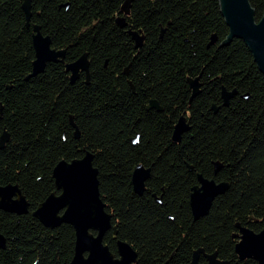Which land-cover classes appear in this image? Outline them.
<instances>
[{
    "label": "trees",
    "instance_id": "obj_1",
    "mask_svg": "<svg viewBox=\"0 0 264 264\" xmlns=\"http://www.w3.org/2000/svg\"><path fill=\"white\" fill-rule=\"evenodd\" d=\"M24 1L0 0V143L10 139L0 145V187L18 186L30 209L0 210V264H71L74 228L48 229L34 212L56 192L55 167L86 153L112 216L104 244L113 254L124 242L137 264H192L198 250L258 264L235 247L238 226L264 229V76L243 41L222 46L230 31L219 1L133 0L126 18L127 0H32L30 21ZM250 2L259 21L264 0ZM36 26L67 54L32 76ZM131 32L145 37L143 47ZM83 55L91 75L72 83L65 66ZM190 79L201 84L196 97ZM223 90L237 93L228 107ZM182 117L190 131L176 143ZM139 165L151 170L141 196L132 184ZM199 175L229 189L195 220ZM200 264L209 263L202 256Z\"/></svg>",
    "mask_w": 264,
    "mask_h": 264
},
{
    "label": "water",
    "instance_id": "obj_2",
    "mask_svg": "<svg viewBox=\"0 0 264 264\" xmlns=\"http://www.w3.org/2000/svg\"><path fill=\"white\" fill-rule=\"evenodd\" d=\"M221 15L229 28L230 34L222 46L230 45L233 40L239 39L249 49L257 68L264 76V12L258 21L256 9L250 0H218ZM133 0H127L122 6V13L130 14ZM23 10L27 20L32 17V0H25ZM121 27L125 26V19L118 20ZM133 39L139 47L142 46L143 38L131 32ZM217 38H214V42ZM213 42V43H214ZM215 44V43H214ZM33 47L35 61L32 64V76H38L45 72L50 63H64L65 54L51 50V40L44 37L40 27H34ZM89 63L84 56L76 63L68 65L67 71L72 73V83L79 79V71L88 73ZM89 79V78H88ZM193 96L201 93L199 79L189 80ZM237 95L236 92L222 91L224 105L228 107L231 100ZM149 108L161 111L157 103L152 102ZM218 111L217 107H214ZM73 123V122H72ZM75 126V125H74ZM76 128V126H75ZM190 131L187 120L182 117L175 126L173 140L181 142L182 136ZM77 138L80 134L77 130ZM5 133L1 138V148L9 141ZM222 166H217L216 173ZM99 171L94 167V156L86 153L82 159L72 162L62 161L53 171L56 192L51 194L41 203L34 217L48 229H56L64 224L74 228L76 243L74 257L71 264H137L138 255L127 243H117V254L114 255L110 248L104 244L106 234L112 230V216L107 212V206L101 198L99 188ZM151 178V170L139 165L132 175L134 191L143 195L146 191V182ZM198 185L192 188L190 196V207L195 220L207 216L213 206L215 199L224 195L229 185L227 183H216L214 180L205 179L202 175L198 177ZM160 202V200H157ZM30 205L18 186L8 185L0 187V210L16 214L27 215ZM239 242L235 252L240 260L252 259L258 264H264V229L256 233L249 228L238 226ZM7 248L6 238L0 234V250ZM209 264H229L221 261L217 253L206 254L198 250L193 255L192 264H200L201 257Z\"/></svg>",
    "mask_w": 264,
    "mask_h": 264
},
{
    "label": "flooded vegetation",
    "instance_id": "obj_3",
    "mask_svg": "<svg viewBox=\"0 0 264 264\" xmlns=\"http://www.w3.org/2000/svg\"><path fill=\"white\" fill-rule=\"evenodd\" d=\"M130 14H131V12H130ZM130 14L128 15V16H126V15H124L123 14V16L124 17H126V18H129L130 17ZM131 37H132V35H131ZM139 38H143V42H142V46L141 47H143L144 46V44H145V37H143V36H138ZM133 38V37H132ZM51 40V39H50ZM51 50H53V51H55V52H63L64 54H65V58H64V62L66 61V51H64V50H57V49H54L53 48V46H52V42H51ZM84 56H86L87 57V61H88V63H89V69H88V73L87 72H85V71H79V79H77V81L78 80H80L82 77H86V78H89L90 77V72H91V63H90V61H89V57H88V55H83V56H81L79 59H81L82 57H84ZM78 59V60H79ZM77 60V61H78ZM77 61H74V62H72V63H70V64H68V65H71V64H74V63H76ZM51 64V63H50ZM61 64H64V63H61ZM67 65V66H68ZM67 66H65L66 67V69H67ZM67 71V70H66ZM69 74H71L72 75V73L71 72H69ZM130 85L132 86V84H131V82H130ZM133 89V88H132ZM147 169V168H146ZM148 182V181H147ZM147 182H146V184H147ZM115 255V254H114ZM116 257H118V254L116 255Z\"/></svg>",
    "mask_w": 264,
    "mask_h": 264
}]
</instances>
